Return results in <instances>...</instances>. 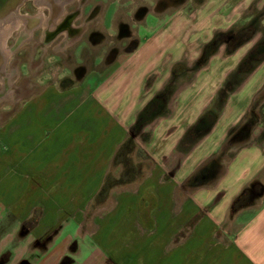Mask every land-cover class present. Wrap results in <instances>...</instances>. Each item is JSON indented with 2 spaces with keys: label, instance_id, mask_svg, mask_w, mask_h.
Returning a JSON list of instances; mask_svg holds the SVG:
<instances>
[{
  "label": "crops",
  "instance_id": "0c3cea01",
  "mask_svg": "<svg viewBox=\"0 0 264 264\" xmlns=\"http://www.w3.org/2000/svg\"><path fill=\"white\" fill-rule=\"evenodd\" d=\"M163 1L96 0L72 45L81 44L74 49L73 85L38 88L29 80L13 89L18 100L0 121V264H264V132L262 120L250 116L251 104L264 93V60L229 94L211 130L188 151L179 149L251 40L228 54L224 43L190 84L178 87L169 114L135 140L146 156L147 167L134 162L135 152L131 158L141 183L114 187L103 203L94 204L114 153L137 113L168 81L171 67L192 66L214 33L234 28L253 2L264 6V0H203L166 14L157 11ZM63 15L45 23L29 18L25 36L40 29L45 36L25 57L30 75L42 65H35L37 51L44 54L57 36L67 34L49 35ZM135 17L140 19L130 28ZM122 27L128 38L135 32L131 53L108 41ZM88 30L107 41L95 46L83 40ZM85 49H103L92 68L81 56ZM112 50L116 56L107 64L104 53ZM237 125L239 137L227 140ZM223 168H237L245 179L229 199L222 185L216 195L207 193ZM244 190L249 201L233 210Z\"/></svg>",
  "mask_w": 264,
  "mask_h": 264
},
{
  "label": "rangeland",
  "instance_id": "374dc122",
  "mask_svg": "<svg viewBox=\"0 0 264 264\" xmlns=\"http://www.w3.org/2000/svg\"><path fill=\"white\" fill-rule=\"evenodd\" d=\"M34 1L36 2V0H32V2H29L24 7H22L20 11L18 12V17L16 16L15 18H13L10 21V23H13V21L18 19L19 17L21 19L24 17L34 18V19H37V17H41V20H44V22L42 23H45L47 18H49L48 17L49 8L47 5L52 4L53 0H37L36 3L38 6L34 4ZM199 1L200 0H182V1H178L175 4H171L169 3V0H165L161 2L160 4H158L157 11L164 9V10H168L166 11V14L168 13L170 14L172 11L171 9H173L174 7L194 8L199 5L198 4ZM95 4H96V0H71L70 3H67L66 6H64L63 17L58 18L59 24L56 27H53V30L49 32V35L50 36L55 35L56 32L58 31L60 32L62 30L67 31V34L64 36L61 34L57 36L52 41V45H49L47 49L45 48L46 51L44 54L41 55L39 54V51H37V55H36L37 60L35 61V65L38 62L39 63L42 62V67L40 68V70L38 71L36 70V73L34 74V76L29 74V68L27 69V66H26L27 61L25 62V57L29 55V51L31 48L30 46L32 45L33 42L35 43L38 42L37 45L40 46L39 42L44 40V37H45L44 33L40 29V30H36L33 33L29 34V36H25L24 35L25 31L23 27L24 22L23 24L22 22H19L15 27H11V26L8 27L9 30L6 32L9 33L12 30L14 31L12 33L11 38L9 39L7 43V46L5 47L4 52L6 55H7L6 52H8L9 54L13 52V55L11 56L9 55L10 57L9 56L7 57L5 67H4L5 76H4V79L0 81V121H4L7 119L8 107L11 104H13V101H15L14 99L18 100V98H14L13 96V89L17 88L19 85H22L21 87H23L24 82L26 83L30 80L31 83H33L34 85H37L38 88L44 87L46 85H56L59 87L60 82L66 79L72 83L71 85H73L75 81L71 77L72 70H73L72 68L74 66H77L76 59H75L76 58L75 56L77 55H75L74 49H78L79 47H81V44L79 46L77 45V47L75 48H73L72 45L77 44L79 37H80V34H79L80 29H78V27L84 26L85 23H88V15L90 14L89 12L91 11V9L94 7ZM78 11L82 12L80 17L76 14L78 13ZM119 12L120 13H118V15L122 14V10ZM138 19L140 18L135 17L134 21L130 22L129 27L131 28L132 24L138 21ZM150 21H151V18H150ZM248 23H252L253 28L257 29V32L250 39L251 41L247 45V48L248 46L250 48L254 45V43H256L262 37L264 33V6L258 9L257 4L253 2L251 6L248 8V10L246 11L243 19L238 24L235 25V30L236 28L245 26ZM152 24L153 23L151 22L150 25ZM73 29H74V32L70 34L69 31ZM73 34L75 35V37H73L74 38L73 41H69L70 37H68V35L72 36ZM133 34L134 36L131 33L132 37L130 36L129 38L128 36H125L126 34L121 36L125 38H117V36H120L118 34L117 36L110 37L109 38L110 40L108 41L113 43L117 51L122 52L123 49L131 41H134L135 32ZM101 39L102 41L103 40L107 41L106 38L101 37V35H97V34L90 35V30H88L84 34V37H83V40L92 41L95 44V46H97L98 43L100 44ZM84 42L85 41H82V43ZM3 46H5L4 43H3ZM102 51L103 49H95L92 51L85 49V51L83 50V54H81V56H86L84 57L85 61L86 59L88 60V62L86 61L87 63L86 65L92 68L95 65L94 55ZM242 53H243V49L239 50V52L235 54V61L240 57ZM107 54H108V51L104 53L105 56ZM2 67H3V64L1 61L0 69ZM190 82L183 81V83H181L179 87L183 85L181 87L183 88L186 85L190 84ZM16 94L18 93L16 92ZM173 99L171 100V105L173 103ZM22 103H23L22 98H20L19 101H16L17 105L22 104ZM251 105L253 108L252 110L254 112H252V115L250 116H252V119H255V118L258 119L259 117L262 120L261 125L263 126V132H264V93L260 95L259 97H257ZM145 136H149L148 133H145L144 137ZM221 153L222 152H220V154ZM136 154H137V157H136L137 159L136 160L133 159L134 162L142 161L146 165L145 163L146 156L144 155L143 150L140 149V145L138 143L136 144V150H135L134 155ZM134 155L132 154L131 158L134 157ZM224 169L225 168H223V172L225 171ZM235 171L240 172V170H238L237 168L235 169ZM235 171L229 172V173H226L225 171L223 176L220 178L217 184H215V181L211 182L212 184L211 183L209 184V188H207L208 189L207 193L210 194V192H212L214 195H216L215 192L218 190L217 186L221 187L222 185L225 187V190L228 192L226 199H229L232 193L234 192V190L238 188V185H239L238 181H241V180L245 181V179L242 176L239 177L240 173L239 172L237 173ZM107 172L113 178H117L121 173V167L111 165ZM104 178L105 177H103L102 182ZM141 179H143V176L139 177L135 182L131 184L141 183ZM165 179H168V177H166ZM94 208L95 207L92 206V209L88 210L87 213L91 215L95 211ZM36 215L32 218L35 219Z\"/></svg>",
  "mask_w": 264,
  "mask_h": 264
},
{
  "label": "trees",
  "instance_id": "16d2710c",
  "mask_svg": "<svg viewBox=\"0 0 264 264\" xmlns=\"http://www.w3.org/2000/svg\"><path fill=\"white\" fill-rule=\"evenodd\" d=\"M200 0L198 4L202 3ZM257 32L253 28L252 23L245 26L230 29L227 32H216L212 38L203 45L199 58L190 67L184 63H176L171 67L168 81L137 113L135 120L129 128L128 135L125 140L119 145L111 160L112 166H120L121 173L117 178H113L107 174L101 184V187L94 197V204L100 205L103 203L112 188L126 185L137 179L138 169L132 163L131 155L136 150L135 140L141 136L143 129L153 120L164 117L169 114V102L174 93L177 91L183 81L189 82L194 74L204 67L208 59L216 53V51L226 43L225 53H231L238 47L247 43ZM120 36L126 34L125 27H122ZM264 60V33L262 37L249 49V51L238 62L235 69L227 76L222 86L217 91L211 106L206 109L196 121L187 129L179 144V149L186 152L199 139L204 137L214 126L219 114L225 104L229 94H231L240 83L256 68V66ZM69 80L64 79L60 82L59 88L61 90L68 89L71 86ZM247 121L242 125L247 128ZM237 125L228 131L226 139H235L239 137ZM236 132V133H235ZM241 136V135H240ZM148 136L144 137L147 140ZM249 201V192L244 190L233 202L232 209L237 210L247 204Z\"/></svg>",
  "mask_w": 264,
  "mask_h": 264
},
{
  "label": "flooded vegetation",
  "instance_id": "af4514ba",
  "mask_svg": "<svg viewBox=\"0 0 264 264\" xmlns=\"http://www.w3.org/2000/svg\"><path fill=\"white\" fill-rule=\"evenodd\" d=\"M29 2H32V0H25V1H23L17 8H16V10H15V12L14 13H11L10 12V4H7V6L5 5L1 10H0V29L1 28H4V27H7V26H9V25H11L10 24V21L13 19V18H15L16 16L18 17V12L20 11V9L22 8V7H24L27 3H29ZM53 12L54 11H52V12H49V14H50V19H49V21L51 20H55L56 18H52V16H53ZM63 12H64V10H63ZM62 12V13H63ZM7 14H9V15H7ZM75 14V13H74ZM74 14H72V15H74ZM77 14V13H76ZM58 17V16H57ZM23 20H24V35H26V33H27V31H28V29L30 28V21H29V18L28 17H24L23 18ZM35 20L36 19H34V21L33 22H35ZM26 24V25H25ZM13 31L14 30H12V31H10L9 33H8V35H7V37H6V39H5V41H4V47H6L7 46V43H8V41H9V39L11 38V36H12V33H13ZM72 32H74V29L73 30H70L69 31V33L70 34H72ZM68 37H70L69 39V41H73V37H75V35L73 34L72 36L71 35H68ZM1 61H2V54H1V52H0V64H1ZM42 67V65L41 66H39V67H37V71L38 70H40V68ZM2 79H4V77L2 78ZM1 79V80H2ZM254 121H256V120H254Z\"/></svg>",
  "mask_w": 264,
  "mask_h": 264
},
{
  "label": "bare ground",
  "instance_id": "6f19581e",
  "mask_svg": "<svg viewBox=\"0 0 264 264\" xmlns=\"http://www.w3.org/2000/svg\"><path fill=\"white\" fill-rule=\"evenodd\" d=\"M70 1L71 0H53L52 4L48 5L49 12L54 11L52 18H56L57 16H59L63 12L64 6H66L67 3H70ZM36 2H37V0H36ZM36 2L34 1V4L37 5ZM19 22H22V24H23V22H24L23 18L21 19L19 17L18 19L14 20L13 23H10L11 25H9V26L15 27ZM9 26L0 29V52L2 54V64H3V67L0 69V81L5 76L4 67H5V63H6L7 58H6L5 52L3 51V43H4V41L8 35V32H6V31L9 30L8 29Z\"/></svg>",
  "mask_w": 264,
  "mask_h": 264
},
{
  "label": "water",
  "instance_id": "95a60500",
  "mask_svg": "<svg viewBox=\"0 0 264 264\" xmlns=\"http://www.w3.org/2000/svg\"><path fill=\"white\" fill-rule=\"evenodd\" d=\"M23 1H25V0H0V10H1L5 5L7 6V4H10V5H9V6H10V12H11V13H14L15 10H16V8H17V7H18ZM178 1H182V0H169V3H171V4H175V3H177ZM7 15H9V14H7ZM136 47H137V42H136V41H131V42L127 45V47L125 48L124 52H125V53H131V52H133V51L135 50ZM115 56H116V51H115V50L110 51V52L107 54V56H106V59H105L106 63H107V64L111 63V62L114 60Z\"/></svg>",
  "mask_w": 264,
  "mask_h": 264
}]
</instances>
